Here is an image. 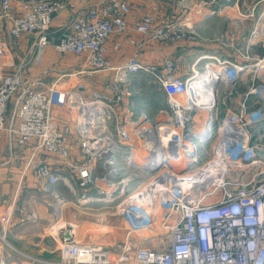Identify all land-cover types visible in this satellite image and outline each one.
I'll list each match as a JSON object with an SVG mask.
<instances>
[{"label": "built area", "instance_id": "built-area-1", "mask_svg": "<svg viewBox=\"0 0 264 264\" xmlns=\"http://www.w3.org/2000/svg\"><path fill=\"white\" fill-rule=\"evenodd\" d=\"M15 1L0 0V18H10L13 10L20 9L11 17L10 32L15 37L35 34V51L32 57L6 70L0 41V141L8 139L10 148H32L25 171L32 170L55 197L57 218L68 200L54 188L62 180L74 194L77 186L92 185L103 194L101 200L115 202L116 210L127 222V239L119 250L102 243L76 241L75 227L67 223L61 227L59 264H264V155H259L264 149L251 145L254 127L264 124V72L254 74L262 84L247 91V96H255L261 105L247 110L243 103L240 115L229 111L221 117L217 83L237 79L249 65L217 60L220 66L227 64L230 69L221 74L216 71L211 75L215 81L209 77L211 81L197 85L192 78L198 73L180 78L170 59L160 69L140 61L139 50L145 40L134 37L113 42V51L124 44L136 46L127 63L115 64L106 48L113 34L123 35L132 27L148 39H177L179 23L157 24L155 15L149 12L130 26L129 2L100 0L79 8L61 26L55 45L60 53L72 52L84 58L77 73L93 76L107 72L103 88L87 96L81 79L73 85L67 80L66 86L59 87L55 82L46 84L43 77L25 74L27 63L42 59L39 50L51 41L50 26L70 8L72 0H19V7ZM178 6L188 8V0H180ZM252 34L264 45V23ZM261 60L254 65L264 62V58ZM141 70L159 78L170 106L160 110V114L165 112L164 117L142 120L144 115H140L127 121L120 109L127 93L125 84ZM200 75L210 76L207 72ZM11 101L15 107L7 123ZM55 106H62L70 121L59 122ZM201 113L204 126L198 129ZM74 135L83 161L71 159ZM208 141L209 157L201 161ZM39 152L57 155L72 175H62L48 160L37 157ZM116 153L124 155L123 163ZM137 153L142 157H135ZM257 156L260 163L252 165ZM98 162L104 169L109 167L107 172H97ZM120 163L148 169L161 165L154 172L145 171L146 177L135 186L129 184L132 177H122L124 167ZM250 170V177L245 178L244 173ZM80 198L91 199L86 193ZM1 221L9 224L10 215H3ZM143 232L149 233L155 246L162 247L143 245L137 236ZM0 240L3 248L7 240L1 233ZM0 264H5L3 252Z\"/></svg>", "mask_w": 264, "mask_h": 264}, {"label": "crops", "instance_id": "crops-1", "mask_svg": "<svg viewBox=\"0 0 264 264\" xmlns=\"http://www.w3.org/2000/svg\"><path fill=\"white\" fill-rule=\"evenodd\" d=\"M18 1H15L17 7H19ZM126 1L132 6V10L128 14L130 26L135 19L148 12H153L157 24H168L182 17L181 11H171L169 0ZM248 1L249 5L245 11H225L226 9L223 8L216 12L197 11V7L192 8V11L188 12V17L191 28L196 33L195 40L153 41L132 27L123 35L113 34L106 42L107 56L115 64L127 63L135 53L136 46L124 44L121 49L113 51V42L127 36L145 40V46L140 51V56L144 61L161 63L165 58L171 56L175 62L176 75L180 78L188 77L198 68L205 69V72L209 73L210 76L204 78L205 76L198 73L196 77L192 78L196 80L194 83L197 85L207 83L216 71H220L219 74H221L230 69L227 64L220 66L217 60H231L238 64L249 65L242 72L240 82L236 86L233 87L230 86L231 84L227 85L217 81L218 106L221 109V117L227 112L235 110V108H241L243 103L250 109L256 108L262 102L255 96H247V90L250 86V78L252 76L254 78L253 70L264 72L263 67L254 65L264 58V45L259 37L252 34L254 28L264 23V0H245V3ZM98 2L100 0H72L70 8L54 19L53 25L58 28L56 31L59 30L61 33L62 23H65V20L74 15L80 7ZM230 8L231 10L234 9L233 4ZM19 11L18 8L13 10L11 17L18 14ZM11 17L0 18V30L5 33L4 35L10 45L17 46L18 59L15 61L16 64H19L26 58L33 56L32 53L35 51L33 43L36 35L24 33L17 37L13 36L10 32L11 25H13ZM54 35L55 41L49 42L48 45L39 50V56L42 59L40 61L32 59L25 66L27 76L43 77L42 71H45L44 64L49 59L48 55L51 52L58 53L55 46L58 34ZM83 61L84 58L80 64L75 63V65L67 68L71 69L68 76L75 75L76 77L67 80H69V85H73L78 79H81L86 86L85 94L89 96L92 90L103 88L108 76L103 73H96L93 76L77 73L79 67L83 65ZM259 64L263 65L264 62ZM40 65L42 66L40 67ZM247 76H249V80L246 83ZM45 77H43L44 82L49 84ZM211 80L215 81L216 78L213 76ZM66 81L64 84H67ZM241 89L245 90L243 94H241ZM154 90L158 92L156 96H159L161 102L160 106L154 109V111L156 110L154 117H156L161 115L159 109L166 105L167 98L161 88ZM136 103L135 100L130 101V99L125 102L124 107L128 117H133L134 112L131 109L136 107ZM54 111L59 122L70 121L69 113L66 110L62 111L61 108L55 106ZM139 111L146 110L142 107ZM61 113L64 114L63 117H61ZM203 117L202 113L198 115V129H202L204 126ZM254 131L256 133H253V136L259 135V138L264 136V124L254 127ZM31 151L30 146L19 147L15 145L10 148L6 138L0 141V233L7 240L3 248L0 240V255L3 252L5 264H59L61 227L67 223L74 225L76 241L90 244L102 243L109 248L119 250L122 243L127 239V222L116 210L115 202L103 201L95 196L96 194H91L92 197H89L91 199L82 200L80 197L83 192H86V188L77 186V194H74L60 180L54 185V188L65 195L68 200L63 206L61 216L57 218L53 208L56 201L55 197L44 189V181L38 179L32 170L25 171L27 157ZM259 151L263 153V156L264 150ZM259 155L261 156V154ZM56 156L45 152L37 154V157L48 160L62 175H72L69 169L58 161ZM116 156L119 162H124L123 154L116 153ZM71 159L74 161L85 159L81 154L76 135L71 139ZM97 172H100L98 168ZM7 214L10 215V222L4 225L1 217ZM147 234L149 233L143 232L137 236L143 245L155 247L156 242ZM135 239L137 238L135 237Z\"/></svg>", "mask_w": 264, "mask_h": 264}, {"label": "rangeland", "instance_id": "rangeland-1", "mask_svg": "<svg viewBox=\"0 0 264 264\" xmlns=\"http://www.w3.org/2000/svg\"><path fill=\"white\" fill-rule=\"evenodd\" d=\"M166 1H168V0H166ZM169 1H170V6H171V11H181V13H182V17L180 19L168 23V24L179 23V38H177V39H162V40L151 39L153 41L176 42V41H182V40H195L196 39V33L194 32V30H192L191 23H190V20L188 17V12L192 11V8H194V7H197V9H198L197 11H215L216 12L217 10H222V8L226 9L225 11H245V9L248 8V5H249V1L245 3V0H188V8H181L180 6H178V2H180V0H169ZM232 4L234 7L233 10H231V8H230V6ZM131 9H132V6H131ZM68 20H69V18L65 21L67 22ZM62 24H64V23H62ZM161 25H167V24H161ZM56 29H58V28L56 26H54L52 23V25L50 26V28L48 30L50 40L52 42L55 41V39H56L54 37L55 36L54 34L57 33L58 37L60 35V31L59 30L56 31ZM4 34L5 33L0 30V41H1L2 45L4 46L3 48L5 50V61L9 65L6 68V70H9L11 67L10 65L16 64V61L18 59V51H17L18 49H17L16 45H14V44L10 45V43L8 42V40L6 39V36ZM58 37H57V40H58ZM127 37H132V36H127ZM124 39L122 38V39H116V40H124ZM135 39H137V38H135ZM147 39H148V37H147ZM137 40H139V39H137ZM139 41H143V40H139ZM140 51H141V49L139 50V60L142 61L144 64L154 65L158 69L162 68L166 64L165 61L167 59H170L174 64V73L177 74L176 73V66H175V62H174L173 57H171V56L167 57V58H165V60L161 61V63L148 62V61H144L141 58ZM48 56H49V59L46 62V64H44L45 65L44 66L45 71H42L43 77L46 76L45 78H47V79H45L46 82H48V81H49V83L55 82V83H57L56 86L63 87V86H66V84H64V82L67 79L76 78L75 75L74 76H68L71 69H67V68L70 67L71 65H75V63L80 64V62H82V59H83L81 56H78L72 52H68V53H59V52L58 53H52L51 52L50 55H48ZM41 66L42 65H40V67ZM205 71L206 70L203 68L202 69L198 68L197 70H195V72H192V74H190L188 77H191L196 73H203ZM99 73L107 74V72H99ZM241 74H242V72H241ZM247 77L248 78L246 79L247 80L246 83L249 80V76H247ZM252 77L250 78L251 81H250L249 88H251L252 86L262 84L261 79L252 78ZM182 78H187V77H182ZM158 79L159 78H157L155 74L148 72V71H145V70H141V71L134 73L131 76V78L128 79V81L125 84V87L127 88V93L124 96V101L120 105V109L122 110L121 111L122 117L124 120L130 121L133 118H138L140 115H144V118H142V120L146 119V117L154 118V115L156 113V110L154 111V109H155V107L156 108L159 107L161 104L159 96L158 97L156 96V94H158V92H156L154 89L161 88L163 90V87L160 84ZM240 79H241V75L237 79H235L229 83H226L225 81H223V82L219 81V83H224L227 85L231 84L230 86L234 87L237 85L238 82H240ZM149 89H152V90L149 91ZM244 91L245 90L241 89V94H243ZM166 98H167V96H166ZM127 99H130V101L135 100V102H137L136 107L131 109V111L133 110V112H134V113L132 112L133 117L132 116L128 117V113H126V111H125L124 105H125V102H127ZM166 105L162 106L161 109H159V111L162 110L163 107H164L163 109H167L170 106L168 98H167ZM14 107H15L14 103L11 101L10 107L8 109V112H7V123L10 122ZM57 107L61 108L62 111L65 110L62 106H57ZM142 107L146 111H139L142 109ZM165 107H167V108H165ZM246 109L249 110L250 107H248L246 105ZM232 112L235 115H240L241 108H239V109L235 108V110H233ZM219 113L222 114L220 107H219ZM55 116L57 117V114ZM63 116H64V114L61 113V117H63ZM164 116H165V112H162L160 117H164ZM64 119H66V118H64ZM249 129L252 132L253 126L251 125L249 127ZM252 138H254V139H252L251 145H258L260 147L262 146L263 148H261V149H264V136H261L259 138V135H256V136H253ZM256 139H258V140H256ZM17 146L23 147L22 145H17ZM210 147H211L210 141H208V143L206 144V148L203 149L201 152V161H203L209 157ZM259 153L262 154V152H260V151H259ZM138 161L140 162V160H138ZM120 165L124 167V169H122V174H123L122 177L123 178H127V177L133 178V180H131L129 182V184L136 186L137 184L141 183L144 180V178L146 177L145 171L142 168H140L139 166H135V165L127 166V165H123L121 163H120ZM97 168L102 173L107 172V170L109 169V167H107V169H104L103 165L99 164V163H97ZM253 170L255 171V168ZM256 170H258V168H256ZM250 173H251V170L246 171L244 173V175H246L245 178H249ZM127 185H128V182H127ZM134 188L135 187L130 188V189H134ZM83 193H86L88 195V197H92L91 194H96L95 196H98V197L103 196V194H101L92 185L86 187V192H83ZM155 247L161 248L162 246H155Z\"/></svg>", "mask_w": 264, "mask_h": 264}, {"label": "water", "instance_id": "water-1", "mask_svg": "<svg viewBox=\"0 0 264 264\" xmlns=\"http://www.w3.org/2000/svg\"><path fill=\"white\" fill-rule=\"evenodd\" d=\"M53 16H55V14H53ZM160 165L161 164H159L157 167L152 168V169H148L147 167L142 166V165H140L139 167L142 168L144 171L154 172V171H156L160 167ZM181 169L183 170L185 168L182 167Z\"/></svg>", "mask_w": 264, "mask_h": 264}, {"label": "bare ground", "instance_id": "bare-ground-1", "mask_svg": "<svg viewBox=\"0 0 264 264\" xmlns=\"http://www.w3.org/2000/svg\"><path fill=\"white\" fill-rule=\"evenodd\" d=\"M258 67H263V68H264V64H263V65H260V64L258 63ZM253 72L256 73L257 70H253ZM135 155H136L135 157H137V156H138V157H139V156L142 157L140 153H137V154H135ZM257 157H258V156H257ZM259 159H260L259 157H258V159L255 157V162H254L252 165H254V164H256V163H260V162H259V161H260Z\"/></svg>", "mask_w": 264, "mask_h": 264}]
</instances>
